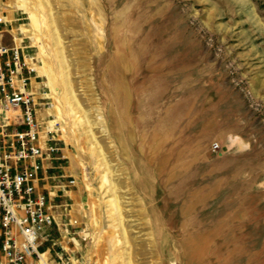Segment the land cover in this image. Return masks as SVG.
<instances>
[{
	"label": "rangeland",
	"instance_id": "rangeland-1",
	"mask_svg": "<svg viewBox=\"0 0 264 264\" xmlns=\"http://www.w3.org/2000/svg\"><path fill=\"white\" fill-rule=\"evenodd\" d=\"M0 15L56 124L52 260L66 242L76 264H264V0H0Z\"/></svg>",
	"mask_w": 264,
	"mask_h": 264
},
{
	"label": "built area",
	"instance_id": "built-area-1",
	"mask_svg": "<svg viewBox=\"0 0 264 264\" xmlns=\"http://www.w3.org/2000/svg\"><path fill=\"white\" fill-rule=\"evenodd\" d=\"M6 24L0 15V264H41V256L51 250L47 245H57L53 228L65 226L42 185L62 158L56 124L40 115L49 103L39 102L36 66L16 40L12 46L3 43ZM74 185L70 180L68 187ZM68 206L62 205L66 215ZM69 224L78 222L70 219ZM60 249L57 264H76Z\"/></svg>",
	"mask_w": 264,
	"mask_h": 264
},
{
	"label": "crops",
	"instance_id": "crops-1",
	"mask_svg": "<svg viewBox=\"0 0 264 264\" xmlns=\"http://www.w3.org/2000/svg\"><path fill=\"white\" fill-rule=\"evenodd\" d=\"M52 170H50L49 172H48V176H49V179L50 178H52V177H56V176H52L51 174L53 173V172H51ZM51 173V174H50ZM43 175V173L41 174V176ZM49 179L46 181V183H42V185H43V188L45 189V190H48L49 192H51L52 191V189H53V186L49 183ZM47 192V191H46ZM64 193H65V196H67V197H69V198H71L72 197V195H73V193H72V191H70V190H64ZM57 228H53V235H54V233H55V230H56ZM57 231H63L62 230V228L60 227V228H58L57 229ZM63 242H65V241H63ZM61 244H62V242H61ZM61 246H63L66 250H68V251H72L73 249L65 242V246L62 244ZM55 254H56V252H55ZM46 255L48 256V258L50 259V263H48V264H54V262H56V264H57V261H55V260H52V255H51V250H50V252L49 253H46Z\"/></svg>",
	"mask_w": 264,
	"mask_h": 264
},
{
	"label": "bare ground",
	"instance_id": "bare-ground-1",
	"mask_svg": "<svg viewBox=\"0 0 264 264\" xmlns=\"http://www.w3.org/2000/svg\"><path fill=\"white\" fill-rule=\"evenodd\" d=\"M23 5V4H22ZM24 6V5H23ZM31 14V16H30V18L34 21V22H39V20H38V18H37V16L35 15H33V13H30ZM23 28V27H22ZM39 28V25H36L35 24V26H34V30H36V29H38ZM25 30V29H24ZM27 32V31H26ZM16 41H17V39H16ZM32 62V61H31ZM37 69V68H36ZM39 73H40V75H45V76H47L48 78H51L50 77V72H49V70H48V68L46 67V65L44 66V67H42L40 70H39ZM51 124H53V122H51ZM46 262V264H48L47 263V257H46V253L45 254H43L42 256H41V264H45V262Z\"/></svg>",
	"mask_w": 264,
	"mask_h": 264
}]
</instances>
